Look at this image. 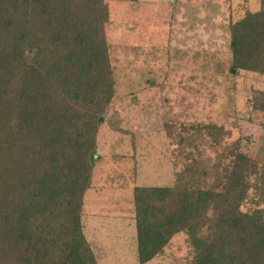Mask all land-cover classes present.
<instances>
[{"label": "trees", "instance_id": "16d2710c", "mask_svg": "<svg viewBox=\"0 0 264 264\" xmlns=\"http://www.w3.org/2000/svg\"><path fill=\"white\" fill-rule=\"evenodd\" d=\"M263 5L229 23L232 76H264ZM111 16L106 0H0V264H97L82 205L96 126L114 96ZM253 110L264 114V92ZM183 129L190 138L168 136L186 161L188 147L217 157L203 170L194 162L192 176L203 178L195 185L180 177L173 188L134 189L137 264L163 257L178 234L189 264H264V192L262 208L240 210L258 164L239 142L222 151L223 127ZM262 134L264 144V125Z\"/></svg>", "mask_w": 264, "mask_h": 264}, {"label": "rangeland", "instance_id": "374dc122", "mask_svg": "<svg viewBox=\"0 0 264 264\" xmlns=\"http://www.w3.org/2000/svg\"><path fill=\"white\" fill-rule=\"evenodd\" d=\"M262 1L106 0L114 96L96 126L98 158L82 205L83 234L97 264H137L135 188H173L180 177L179 185H195L203 178L192 176L194 162L203 170L206 160L217 157L207 150L199 159L188 147L194 161H186L178 152L182 147L168 136L171 130L182 138L191 137L193 132L183 129L190 125L230 131L222 151L239 142L260 170L250 177L240 210L262 208L257 202L264 192V114L253 104L264 92V76L228 71L229 23L245 10L260 9ZM192 255L186 236L178 234L163 257L148 264H189Z\"/></svg>", "mask_w": 264, "mask_h": 264}]
</instances>
